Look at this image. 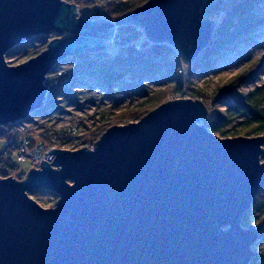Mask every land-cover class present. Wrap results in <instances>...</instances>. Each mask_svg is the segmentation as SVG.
I'll return each mask as SVG.
<instances>
[{"label":"water","instance_id":"1","mask_svg":"<svg viewBox=\"0 0 264 264\" xmlns=\"http://www.w3.org/2000/svg\"><path fill=\"white\" fill-rule=\"evenodd\" d=\"M204 3L149 0L111 22L66 0H0V126L42 109L46 75L108 50L116 25L141 28L191 66L216 28L201 19ZM41 34L58 36L7 63L10 50ZM207 114L197 99L168 100L110 126L92 149H49L23 179L0 177V264H250L260 232L242 219L264 188V136L220 137L198 123ZM29 191L58 199L45 208Z\"/></svg>","mask_w":264,"mask_h":264},{"label":"trees","instance_id":"2","mask_svg":"<svg viewBox=\"0 0 264 264\" xmlns=\"http://www.w3.org/2000/svg\"><path fill=\"white\" fill-rule=\"evenodd\" d=\"M66 1L76 3L79 6L81 2L89 3V0ZM147 1L149 0L119 1L111 6L109 14L116 20L120 19ZM213 7L215 6L211 8L203 7L201 12L205 16L211 17V15H214L212 12L214 10ZM89 18L94 19L95 15L91 14ZM215 19L217 22L214 36L210 44L200 53L194 63L188 66L189 76L194 74L206 76L216 72L219 62L226 59L236 50L248 46L256 32L264 26V0H237L222 15H216ZM117 35L119 38L123 35L122 40L117 37L119 39L117 44H127L124 48L120 47L116 54H112L109 50H106L101 53L90 52L73 56V58L81 61V65L74 66L71 69L73 73L78 74V77L74 79L68 88L50 89L43 108L35 111L33 115H46L55 112L59 110L58 103L62 101H66L69 104H79L80 90L87 88L92 83L107 90L106 97L110 98L114 104L110 110H114L115 105L122 99L118 95L121 91L129 90L126 92H136L138 89L141 93L147 94V89H141L134 82L142 78L157 80L161 84L173 81L172 93L176 95L182 92L183 81L179 76V60L174 55L175 49L171 45L152 43L144 39L141 42L143 49L136 50L130 43L136 42L138 34L134 26L129 25H120ZM124 35L127 37H124ZM48 41V35L46 36V34H41L31 39L33 47H39V51L46 47ZM127 81L134 84H128L126 83ZM242 81V77H236L220 92L216 93L217 98L220 96L227 97V101L231 104L228 107V115L217 113L216 117L209 122L207 127L209 130L217 132L239 116H247L249 121L241 123L247 127L244 131L245 134L247 136H264V84L255 86L252 90L243 93L237 91V87ZM117 89L121 91L119 92ZM199 96L205 99H212V97H207L200 93ZM162 100L163 97H158L154 92L153 95L148 96L145 101L141 102L139 106H142V109L146 108L147 104L156 107ZM138 110L140 109L133 111V113L127 116L131 117L133 114L135 115L139 112ZM222 120H224V123L217 125ZM10 159L8 158L6 161L7 167L14 170ZM2 172L4 174L9 173L7 170H3ZM14 176L17 179H23L25 174L21 173ZM263 207L264 188L253 199L250 209L243 216L242 225L248 224L252 214ZM263 242L264 232H261L257 243L253 247L255 255L250 264H264V251L257 250V247Z\"/></svg>","mask_w":264,"mask_h":264},{"label":"rangeland","instance_id":"3","mask_svg":"<svg viewBox=\"0 0 264 264\" xmlns=\"http://www.w3.org/2000/svg\"><path fill=\"white\" fill-rule=\"evenodd\" d=\"M235 1L237 0H205L203 7L211 8L212 6H215L213 7L214 10H212L214 15H211V17H209L205 16L203 12H201V19L207 18L213 20L216 23L217 20L215 19V16L222 15L225 10L229 6H231ZM89 3H79L81 4L79 6L81 10L80 15L84 16L85 18H89L91 14L94 15L91 4ZM111 19L116 21V19L113 17H111ZM137 34L138 39L135 40L136 42L130 44L134 46V48L136 46L140 47L135 48L136 50H142L143 46L141 47V42H143L145 36L143 32L139 35V32L137 31ZM55 36H58V34L48 35V40L52 39ZM61 36L66 37L68 36V34L64 33ZM117 37L119 38V36L116 34V38ZM124 37L127 36L124 35ZM122 38L123 35L120 36L119 39L122 40ZM31 39H34V37ZM31 39H29L30 41H25L24 45L22 43L14 49L10 50L5 55V59L8 64H20L28 60L29 58L36 56L42 51H39V47H33ZM119 39H116V42L111 44L108 48V50L112 54H116V52L119 51L120 47L124 48L122 45L117 44V41H119ZM174 55L179 60V76L182 78L183 81L182 92L179 94L175 95L171 91L172 85H174L173 81H167L166 83L161 84L157 80L142 78L139 79V81L135 80L134 82L135 85L141 87V89H147V94L141 93L138 89L136 92H126L129 90H124L122 92L121 90L117 89V91H121V94L119 93L118 95L122 97V99L117 105H115L114 110H110V108L113 107L114 104L112 103L110 98L106 97L107 90L104 87L96 86L94 83H92L87 88L80 90L81 94L79 95V104H75L73 105V108H69L67 107L68 103L66 101H62L58 103V112H60V110L62 109L68 111H75V116L79 117L81 119L80 121H82L83 123V130L85 133H88L87 130L91 131L92 129H94L100 130L102 134L107 128L112 125L126 124L128 122L137 121L143 115L155 108L149 106L148 104L147 106H145L146 108L144 109H142V106H139L141 102L145 101L148 96L153 95V93L155 92V95H157L158 97H163V100L160 103L172 100L173 98H191L194 100L197 99L204 103L208 108V114L206 117H201V119L198 120V123L207 127L209 122H211L213 118L216 117L217 113H220L221 115H228L227 111L231 103L227 101V97L220 96L217 98L216 93L220 92V90H222L234 78L239 76L243 78V81L240 82L237 87L238 92L245 93L252 90L255 86L264 84V26L256 32L248 46L236 50L226 59L219 62L216 72L210 73L206 76H202L199 74L189 76L188 66L181 61L176 51ZM59 65H61L64 69L68 68L71 70L74 66L81 65V61L79 59L70 57L62 63L58 64V66ZM126 83L134 84L130 81H127ZM46 86H48L47 82ZM124 88L127 89L125 86ZM133 93L135 94L133 95ZM199 93L207 97H212V99L201 98L199 96ZM137 109H140L138 110V113H136L135 115L133 114V116L131 117L127 116L133 113V111H137ZM58 112L55 113V118L53 120L51 119V117H48L43 119L42 121H45V124L52 125L54 128L65 127L67 123H69L68 119L66 120L68 115H56L58 114ZM59 116H61L63 120H61ZM69 118L72 121L73 118L70 115ZM248 121L249 118L247 116H239L230 124L223 126L220 131L213 132L220 137H235L240 135L247 136L244 132L247 127L241 123ZM222 123H224V120H222L217 125H221ZM29 127L33 132L35 130H40L39 126L37 125L29 124ZM4 130V128H0V132ZM96 136H94L93 139H95ZM86 137L88 138V136ZM2 144L3 140H0V149L2 148ZM262 149L263 152L260 159L262 162H264V144L262 146ZM8 158H11V164L14 166V170L8 169L9 173H11L8 176H14L21 173L26 174L31 168L35 167V165H33L30 160L24 162L17 160L15 154L12 153V151H9L7 155L3 154L2 156H0V166H6V161ZM28 193L34 200H36L41 206L45 208L53 207L58 199V196L56 194H52L47 191H29ZM242 226L244 228H257L260 233L264 232V207L255 211L250 217L248 224ZM257 250L264 251V242L261 243L259 247H257Z\"/></svg>","mask_w":264,"mask_h":264},{"label":"built area","instance_id":"4","mask_svg":"<svg viewBox=\"0 0 264 264\" xmlns=\"http://www.w3.org/2000/svg\"><path fill=\"white\" fill-rule=\"evenodd\" d=\"M119 1L124 0H89L92 11L95 15V18H102L111 22H115L111 19L109 10L111 6ZM94 18V19H95ZM118 26H115V34L111 39V44L116 42V34L118 31ZM136 31L142 34V29L139 27H134ZM123 47L125 45H122ZM135 48H140L136 46ZM78 77V74L73 73L68 68H62L61 65H57L51 72L46 75L44 83L47 82V87L49 92L52 88L65 89L70 87L75 78ZM47 99V94H46ZM175 99V98H173ZM46 102V100H45ZM64 102V101H63ZM69 105V106H68ZM75 104H67V107L73 108ZM66 108V107H65ZM56 110L55 112L48 113L46 115H32L27 121H21L13 124H8L5 127L1 126L5 130L0 132V140H3L2 148L0 149V156L3 154L7 155L9 151L15 154L17 160L27 161L30 160L36 168L40 166V163L43 160H47L45 152L49 149H69L76 150L79 148L87 147L92 149L95 141L101 135L100 130L84 132L83 123L81 119L75 116V111L68 110ZM56 115H68L69 123L65 127L54 128L52 125L45 124V121H42L45 118L51 117L53 120ZM69 115L73 118L72 121L69 118ZM61 120V116H59ZM51 120V123H52ZM50 121V120H49ZM29 124L39 126L40 130L31 131ZM0 127V128H1ZM97 135V136H96ZM88 136V138L86 137ZM94 136H96L95 139ZM7 170L8 167L0 166V177H7L2 171Z\"/></svg>","mask_w":264,"mask_h":264}]
</instances>
